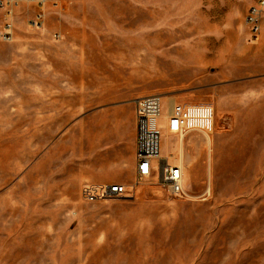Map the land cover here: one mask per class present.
Here are the masks:
<instances>
[{
	"label": "rangeland",
	"instance_id": "374dc122",
	"mask_svg": "<svg viewBox=\"0 0 264 264\" xmlns=\"http://www.w3.org/2000/svg\"><path fill=\"white\" fill-rule=\"evenodd\" d=\"M14 1L0 8V264H264V17L257 43L245 24L257 0ZM146 99L161 117L214 107L211 134L162 119L183 198L136 174ZM86 182L134 193L87 202Z\"/></svg>",
	"mask_w": 264,
	"mask_h": 264
},
{
	"label": "built area",
	"instance_id": "2783aa9c",
	"mask_svg": "<svg viewBox=\"0 0 264 264\" xmlns=\"http://www.w3.org/2000/svg\"><path fill=\"white\" fill-rule=\"evenodd\" d=\"M43 6L46 0H29ZM14 0H0V8L11 14ZM264 0H257L245 15L247 41L257 43L263 29ZM11 25H7L6 32ZM8 33H5V36ZM162 119L168 133L184 136L192 131L211 134L215 128L214 107L206 103H175L169 113L161 117L158 100L146 99L138 104L136 121L135 171L140 178L154 179L168 195L183 198L184 170L182 165L160 157ZM133 187L122 183L86 182L81 186V197L87 202L128 198Z\"/></svg>",
	"mask_w": 264,
	"mask_h": 264
},
{
	"label": "bare ground",
	"instance_id": "6f19581e",
	"mask_svg": "<svg viewBox=\"0 0 264 264\" xmlns=\"http://www.w3.org/2000/svg\"><path fill=\"white\" fill-rule=\"evenodd\" d=\"M163 148V147H162Z\"/></svg>",
	"mask_w": 264,
	"mask_h": 264
}]
</instances>
